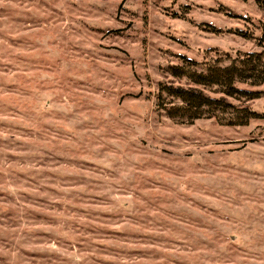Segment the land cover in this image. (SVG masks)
<instances>
[{
  "label": "rangeland",
  "instance_id": "obj_1",
  "mask_svg": "<svg viewBox=\"0 0 264 264\" xmlns=\"http://www.w3.org/2000/svg\"><path fill=\"white\" fill-rule=\"evenodd\" d=\"M262 25L257 0H0V264H264V119L156 105L180 55Z\"/></svg>",
  "mask_w": 264,
  "mask_h": 264
},
{
  "label": "trees",
  "instance_id": "obj_2",
  "mask_svg": "<svg viewBox=\"0 0 264 264\" xmlns=\"http://www.w3.org/2000/svg\"><path fill=\"white\" fill-rule=\"evenodd\" d=\"M257 4L264 8V0H257ZM261 29L258 38L247 31H236L238 36L257 42L256 52L235 58L220 55L205 63L180 55V64L170 65L166 70L174 79H185L188 85L161 82L157 94L158 109L182 124L216 119L225 126L244 127L252 120L264 119L263 114L246 104L264 96V91L258 89L264 85V25ZM230 99L244 104L236 106Z\"/></svg>",
  "mask_w": 264,
  "mask_h": 264
}]
</instances>
